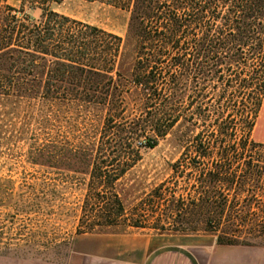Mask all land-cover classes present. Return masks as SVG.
Listing matches in <instances>:
<instances>
[{
    "label": "trees",
    "instance_id": "16d2710c",
    "mask_svg": "<svg viewBox=\"0 0 264 264\" xmlns=\"http://www.w3.org/2000/svg\"><path fill=\"white\" fill-rule=\"evenodd\" d=\"M64 1L0 0V124L28 139L31 163L86 174L84 213L107 227L124 214L118 182L174 134L173 182L140 200L132 227L152 217L217 245L263 241L264 145L251 134L264 0H87L128 13L124 37L54 11Z\"/></svg>",
    "mask_w": 264,
    "mask_h": 264
},
{
    "label": "rangeland",
    "instance_id": "374dc122",
    "mask_svg": "<svg viewBox=\"0 0 264 264\" xmlns=\"http://www.w3.org/2000/svg\"><path fill=\"white\" fill-rule=\"evenodd\" d=\"M20 1L7 0L14 7ZM53 9L119 37L125 35L128 13L105 3L65 0ZM84 116L74 118L76 134L88 124L84 123ZM8 119L0 124L3 126L0 128V264H64L71 243L81 234L189 236L193 243H200L202 239L198 236H211L159 232L152 229V217L143 223L144 228L132 227V222L139 221L137 205L140 200L162 182H173L170 167L183 152L174 134L144 152L137 165L118 182L116 191L123 205V217L115 225L101 227L98 221L88 219L84 213L88 176L32 164L28 157V139L13 138L11 128L6 127L10 124ZM19 127L17 124L15 130ZM251 138L264 145V103ZM178 183L182 186V179ZM209 240L215 239L212 236ZM251 242L261 244L263 241L252 239Z\"/></svg>",
    "mask_w": 264,
    "mask_h": 264
},
{
    "label": "crops",
    "instance_id": "0c3cea01",
    "mask_svg": "<svg viewBox=\"0 0 264 264\" xmlns=\"http://www.w3.org/2000/svg\"><path fill=\"white\" fill-rule=\"evenodd\" d=\"M81 234L64 264H264L261 244L217 245L212 236Z\"/></svg>",
    "mask_w": 264,
    "mask_h": 264
}]
</instances>
